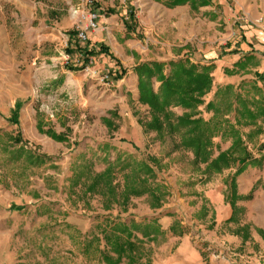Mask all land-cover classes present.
<instances>
[{
	"label": "crops",
	"instance_id": "obj_1",
	"mask_svg": "<svg viewBox=\"0 0 264 264\" xmlns=\"http://www.w3.org/2000/svg\"><path fill=\"white\" fill-rule=\"evenodd\" d=\"M12 1L27 5L22 0ZM82 1L88 0H62L61 8L48 7L46 17L42 7L35 5L34 9L35 16H40L37 19L39 30L45 31L40 41L50 42L47 46L52 47L60 35L68 43L69 59L65 65L49 50V55L40 61L51 64L33 74L39 81L47 78L44 87L61 94L62 100L66 99V92L75 94L79 85L96 91L100 84L105 93L110 92L112 98L120 99L122 93L137 89L134 69L138 64L154 60L167 62L174 47L181 48L178 60H185L192 47L195 64L212 66L220 85H238L236 75L227 76L223 72L237 70L236 63L243 62L245 77H248L245 79L250 77L257 80L259 89L264 87V0H90L98 14L97 29L80 44L71 30L67 7ZM241 15L245 16V21L238 19ZM257 19H261L262 24H251ZM152 50L162 51L163 58L152 57ZM37 59L38 56L34 60ZM73 73L76 82L67 88L64 81ZM65 118L60 112L48 123L33 111L31 102L19 110L14 129L7 117L0 118L1 132H8L1 134L7 140L0 137V159L1 150L16 136L20 145L29 144L53 158L64 148L57 138L68 139L63 133L71 129L73 134L79 132L78 127L65 123ZM93 126H97L95 121ZM65 144L68 145L67 141ZM250 153L246 161L249 165L237 176L232 195L228 197V192L225 198L218 195L222 185L206 195L204 206L214 212V219L206 221V225H212V230L203 238L202 245L193 241V233L186 230L181 237L172 240L174 235L169 232L167 218H147L157 220L167 239L152 264H264V151ZM226 185L230 183L224 187ZM47 191L43 183L35 189L39 195ZM62 210L65 213L59 212ZM107 218L100 211L94 215L69 211L67 202L61 198H26L0 181V264H60L51 256L43 262L38 241H56L58 237H65L69 245L65 264H90L93 257L84 251V244L75 251L74 243L78 238L84 241L98 235L96 227L104 226ZM133 220L141 221L133 216L120 221L130 224ZM110 222L115 221L110 218ZM96 262L100 263L99 257Z\"/></svg>",
	"mask_w": 264,
	"mask_h": 264
},
{
	"label": "rangeland",
	"instance_id": "obj_2",
	"mask_svg": "<svg viewBox=\"0 0 264 264\" xmlns=\"http://www.w3.org/2000/svg\"><path fill=\"white\" fill-rule=\"evenodd\" d=\"M22 2L27 5L20 6L16 1L0 0V118L7 117L8 121L18 123L19 110L31 102L33 111L38 116L42 115L46 122H53L58 114L63 112L66 115L65 123L78 127L79 132L75 131L73 134L71 129V131L63 133L68 139L60 137L62 141L56 140L64 148H60L53 158L39 153L29 144L20 145L19 143V147L44 157L43 163L32 164L26 161L24 156L11 153L15 148L11 143L8 144L7 149L1 150L0 181L7 183L26 198H61L67 202L69 211L74 213L82 212L94 215L100 211L107 215L105 225L96 227L98 235L94 234L90 238H85L84 241L78 238L77 243H74L75 251L83 247L82 243L84 244V251L89 254V257H93L90 264H96L97 257H99V264H107L104 260L106 253H109L113 260L117 258V254L106 246L104 236L114 232L113 226L123 224L126 226V232H116V237L123 243L125 241L133 243L135 250L127 252L121 257L118 264H138V254L141 257L139 264H152L156 252L167 239L166 232L162 231L157 220H147L149 217L160 216V218L169 219V232L174 235L172 240L181 237L186 230V233H193V241L202 245L203 238L208 235V231L212 230V225H206V221L210 222L214 219V212L211 213V209L204 206V200H207L206 195L211 194L215 187L219 188L221 185L223 189L218 195L225 198L226 192H228V197L231 193L233 194L237 176L249 165L246 161L251 155L250 152L264 151V114L259 116V107L249 105V109L257 115L254 124L236 125V128L240 130V136L249 157L244 163L238 162L236 166L225 169L221 173L210 174L206 173L207 163L195 164L191 151L173 149L174 145L180 141L178 134L170 136L165 133L163 139H160L155 131L146 129V123L151 120V115L148 106L138 101V88L133 89L132 93H122L120 99H115L111 97L110 92H104L101 84L96 87V91H91L90 87L79 85L75 94L64 99L66 102L54 103L50 106L54 111V117L49 118L48 114L40 108L42 104L48 105L49 103L41 101L34 94L33 74L36 66L33 63L35 57L38 56L35 62L45 63L48 67L50 62H43L40 59L49 55V50H53L56 57L59 56V52L65 51L66 53L65 44L67 41H64L60 35L52 47L47 46L50 42L40 41V35L45 34V31L39 30L37 19L40 16H35L34 9L35 5L42 7L46 17L49 16L48 7L61 8L62 0H22ZM238 19L245 21V16L241 15ZM251 24L260 25L262 20L251 21ZM191 49L186 53L188 57L185 61L195 64L196 56ZM152 53L154 54L152 57H161L163 52L152 50ZM179 56H181V48L174 47L169 61H176ZM150 62H156V60L145 63ZM234 67L237 70H225L223 74L236 75L240 81L238 85H220L215 80L212 68L211 90L202 98L203 104L198 106L195 118H201L205 123H210L213 112L207 109V104L214 101V94L217 90L232 86L237 92H241L240 87L243 83L245 85L242 94L247 96L249 102H252L253 99L262 101L264 108V95L254 96V91L250 87L254 84L258 86L257 80H251L250 77L249 80L245 79L248 77H245L243 62L236 63ZM69 69L73 71L71 68ZM75 76L76 74L73 73L69 78L70 84H75ZM152 87L154 92H157L159 83L154 79ZM260 90L264 92V87ZM42 91H47V88L44 87ZM218 102V106H222L224 103ZM169 110L176 117L190 113L189 110L180 107H171ZM111 112L115 113V116H111ZM229 119L232 124H235L234 113L229 116ZM94 121L97 123L96 127L93 126ZM9 125L13 129L15 128L14 123ZM1 131H3L2 128H0ZM5 133L8 132H1L0 137L7 140V137L1 135ZM79 137L81 140H78ZM14 138L11 137L10 141ZM17 138L19 139V137ZM66 141L68 145L65 144ZM231 145L230 137L219 135L212 138L211 157L216 158L221 152L227 151ZM66 148H72V150L66 151ZM128 156L138 159L150 157L159 162V166H154L153 162L151 164L156 173L155 182L165 187V198L159 207H153V201L147 195L131 196L128 201L124 202L121 195L125 188V178L117 169L111 174L107 183L101 182L93 191H90L93 177L103 173L108 166L115 167L120 161L119 159L123 160ZM50 162L51 165H49ZM239 168H242L243 171L237 175L236 171ZM234 169L235 171H233ZM227 171L230 172L224 177ZM42 183L49 191L39 195L35 189ZM226 183H230V185L224 187ZM110 188H113V196H109ZM230 205L231 207L234 205L232 200ZM59 212L65 213L63 210ZM128 216H133L141 221L133 220L130 224L120 221ZM110 218L115 222H110ZM118 220L119 222H116ZM138 224L156 225L159 233L153 232L148 238H142L141 232L133 230V227ZM183 224H185V228ZM173 229H176V233L173 232ZM138 240H142L140 246ZM38 241L41 243L43 262L51 256V259L56 258L58 263L65 264L66 247L69 246L65 237H58L56 241L53 239L49 242L45 239ZM175 245L173 246L175 247Z\"/></svg>",
	"mask_w": 264,
	"mask_h": 264
},
{
	"label": "trees",
	"instance_id": "obj_3",
	"mask_svg": "<svg viewBox=\"0 0 264 264\" xmlns=\"http://www.w3.org/2000/svg\"><path fill=\"white\" fill-rule=\"evenodd\" d=\"M134 73L138 77V101L148 106L150 110L151 120L146 123L148 131H155L160 139H163L165 133L170 136L178 134L180 141L174 145L173 149L191 151L195 164L207 163L206 173L209 174L221 173L225 169L236 166L238 162L244 163L249 157L247 148L241 139L240 130L236 128V125H252L256 122L257 115L249 109L250 104L259 107V116L264 114V108L262 101L253 99L252 102H249L247 96L242 94L245 83L240 87L241 92H237L232 86L218 89L214 94V101L207 104V109L213 112L212 121L205 123L201 118L195 117L198 106L203 104L202 98L211 90L213 84L212 67L195 65L187 60H172L167 63L138 64ZM153 79L159 83L157 92H154L152 87ZM250 87L254 91V96L263 95L256 84ZM218 101L224 102L222 106L217 105ZM171 107L187 109L190 113L176 117L170 112ZM233 113L235 124H232L229 119ZM110 114L115 116L113 112ZM238 115L239 117H237ZM102 120L105 121L106 119ZM11 123L17 124V122L12 121ZM219 135L230 137L232 145L227 151L221 152L216 158H212L210 152L212 138ZM61 139L60 137L57 138L59 141H62ZM19 143L20 140L17 137L12 139L11 145L15 150L11 153L24 156L26 161L32 164L43 163L44 157L19 147ZM119 160L115 167L108 166L103 173L93 177L90 191H93L101 182L107 183L111 174L117 169L125 178V188L123 196L121 195L124 202L128 201L131 196L147 195L152 199L153 207H159L165 198V187L155 182L156 173L151 165L153 162L154 166H159V162L150 157L138 159L134 156ZM242 171L243 169L239 168L236 174L238 175ZM112 189L108 190L109 196H113ZM133 228V230L142 233V238H148L153 232L159 233L156 225L138 224ZM112 229L114 232L111 235L106 234L104 240L106 246L117 254V258L113 260L109 253H106L104 260L107 264H118L121 257L135 249L133 243L128 241L123 243L116 237V232H126L125 224L113 226ZM173 232L176 233V229H173ZM141 241L138 240L139 246L142 244ZM139 249L137 250L139 251ZM140 259V254H138V264Z\"/></svg>",
	"mask_w": 264,
	"mask_h": 264
},
{
	"label": "built area",
	"instance_id": "obj_4",
	"mask_svg": "<svg viewBox=\"0 0 264 264\" xmlns=\"http://www.w3.org/2000/svg\"><path fill=\"white\" fill-rule=\"evenodd\" d=\"M67 14H68V20L70 22V26L72 31L75 33L76 41L78 43H85L88 39V35L90 32L97 29V18L98 14L97 11L94 9V5L92 1H82L78 4H70L67 8ZM67 43L65 44V49H67ZM59 57L62 61L66 64L68 62V55L65 53V51L58 53ZM36 60H34L33 65L36 66L34 75H36L39 71H44L47 68V65L45 63H36ZM72 76V74H69L65 81V87L69 88L73 86V84L69 83V78ZM34 78L35 88H34V94L37 96L41 101L48 102L49 104L41 105L40 108L48 114L49 118L54 117V111L50 107L54 103H61L65 100L61 99V94L57 93L56 91H42L44 86L47 85V79L43 78L40 81ZM67 97L69 98L72 95L68 92ZM66 102V101H65Z\"/></svg>",
	"mask_w": 264,
	"mask_h": 264
}]
</instances>
